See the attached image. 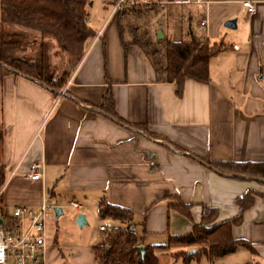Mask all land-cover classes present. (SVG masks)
<instances>
[{"label":"crops","instance_id":"1","mask_svg":"<svg viewBox=\"0 0 264 264\" xmlns=\"http://www.w3.org/2000/svg\"><path fill=\"white\" fill-rule=\"evenodd\" d=\"M115 1L89 0L86 25L93 37L56 96L21 76L0 77V221L12 208H36L48 197L60 210L57 218L65 215L71 225L77 214L91 227L94 219L107 221L110 228L98 225L94 235L51 233L45 218L44 264H98L93 247L104 244L110 229L126 226L97 216L102 201L130 212L136 243L154 247L161 264L193 250L164 245L167 236L198 224L201 207L215 210V222L224 221L237 214L234 200L250 191L252 202L230 236L251 252L237 247L221 258H203L214 264L245 253L251 263L264 264V183L219 174L200 163H264V1L133 5L148 41L192 37L225 46L208 60L207 81L184 79L178 94L174 82L156 79L141 47L124 38L116 11L126 5L110 13ZM245 1L253 4L251 14L241 6ZM231 19L234 28L223 27ZM106 92L120 124L97 110ZM32 163L41 164L40 180L24 177ZM173 198L189 205V218L167 208Z\"/></svg>","mask_w":264,"mask_h":264},{"label":"trees","instance_id":"2","mask_svg":"<svg viewBox=\"0 0 264 264\" xmlns=\"http://www.w3.org/2000/svg\"><path fill=\"white\" fill-rule=\"evenodd\" d=\"M88 2L89 0H0V77L4 74L21 76L39 83L56 96L93 37L86 25L85 8ZM133 7L130 13L135 11L132 10ZM116 13L120 17L123 12L117 10ZM6 27L13 30L7 31ZM29 33L38 37L37 51L31 58L16 57L22 53V45ZM134 41L143 50L156 79L161 82H174L177 94L184 79L205 83L208 60L225 49L220 42L208 44L206 41L198 42L192 37L184 42L155 40L150 44L148 39ZM49 45H54L58 56L65 57L63 64L56 66L48 63ZM155 45H161L162 51L159 52ZM97 110L116 123H121L112 112L108 92L102 96ZM200 163L219 174L226 173L264 183V163H212L206 160H200ZM1 182L0 172V185ZM251 202L252 193L246 191L234 200L237 214L220 222H215L214 209L201 207L198 224H193L185 234L167 236L164 246L192 247L193 254H182L184 264L191 257L202 256L209 261L221 258L237 247L251 252L244 241L232 239L230 236V228L240 223L242 212ZM167 208L189 218V205L182 204L177 198H173ZM97 216L126 224L123 228L110 229L104 236V244L93 247L94 259L98 264H156L154 247L142 246V254L136 250L141 246L136 243L129 229L130 212L100 201L97 204ZM8 224L5 219L2 220L3 227Z\"/></svg>","mask_w":264,"mask_h":264},{"label":"built area","instance_id":"3","mask_svg":"<svg viewBox=\"0 0 264 264\" xmlns=\"http://www.w3.org/2000/svg\"><path fill=\"white\" fill-rule=\"evenodd\" d=\"M197 2V0H194ZM264 1V0H263ZM145 4L146 0H116L111 7L110 13L115 12L120 6H133ZM241 6L247 14L254 10L250 2H242ZM199 26H203L200 21ZM41 164L32 163L24 174L30 180L41 179ZM71 208L78 206L70 202ZM53 206L40 203L36 208L16 206L11 209L10 223L3 227L0 223V264H44L45 252V218L48 212H52ZM100 231L102 227L98 228Z\"/></svg>","mask_w":264,"mask_h":264},{"label":"rangeland","instance_id":"4","mask_svg":"<svg viewBox=\"0 0 264 264\" xmlns=\"http://www.w3.org/2000/svg\"><path fill=\"white\" fill-rule=\"evenodd\" d=\"M131 7L133 6H124L122 9H120L123 13L122 16H120V24H121V28H122V33L125 39L127 40H146L147 41V29H145V25L143 23L142 20H137L135 19L132 15L134 12L130 13L131 11ZM119 10V11H120ZM132 10H136V7L134 6L132 8ZM7 31H12L13 28L11 27H6L5 28ZM150 32V36H152V31ZM30 34V33H29ZM156 37V34H155ZM37 36L34 34H30L27 38V40L25 41V43H23L22 45V53L21 54H17V56H22L25 58H31L32 56H34L35 52L37 51ZM51 43V41H50ZM150 44H153L154 41H149ZM159 52L162 51V46L161 45H155L154 46ZM57 51L54 48V45H49V50H48V63L50 65H56L59 66L60 64H63V61L65 60V57L63 56V58L61 56L57 55ZM66 67L65 65H61V67ZM1 72V70H0ZM47 204L49 206H51L53 204V202L51 201L50 197L47 198L46 200ZM92 214H94V210L93 208L90 209ZM64 214L65 213H70L69 210L64 209ZM72 213V212H71ZM91 213L89 215H91ZM65 216V215H64ZM58 217L56 220L53 219V216L51 214V212H48L46 214V225H48V230L51 231V233L57 230L60 231H69V230H74L75 232H79L80 233H85V232H90L91 234L94 235V233H96V227L98 225H102L105 227L106 230H108L110 227V225H108L107 221H97L96 219H94V225L91 227L90 225L85 223V226L82 227H77L75 225V218L73 220V225H71V223H67V221L64 219L65 217ZM95 216V215H94ZM93 216V217H94ZM95 218V217H94ZM11 219L9 217L5 218V223H10ZM72 228V229H71ZM95 231V232H94ZM172 248H182L183 246H171ZM172 250V249H171ZM176 249H173L172 251H175ZM191 250H187L184 252V254H188ZM243 252V251H242ZM243 255H231L233 257H225L224 259L215 262L214 264H243L245 262L248 261L247 256L245 253H242ZM161 264H184L182 257L178 258V259H167V260H162ZM185 264H207V262L204 260V258L202 256H199L197 258L191 257L190 259H188V261L185 262ZM245 264H253L250 261H248Z\"/></svg>","mask_w":264,"mask_h":264},{"label":"water","instance_id":"5","mask_svg":"<svg viewBox=\"0 0 264 264\" xmlns=\"http://www.w3.org/2000/svg\"><path fill=\"white\" fill-rule=\"evenodd\" d=\"M89 6V2L87 4ZM223 27L225 28H234V20L231 19V20H226L224 23H223ZM156 38L159 39L160 38V35H159V32L156 33ZM52 212H53V215H54V218H57V216L60 214V210L59 208L57 207H53L52 209ZM75 225L77 227H80L81 225H85V221H84V218L81 214H77L75 216ZM1 223V221H0ZM136 250L142 254L143 252V248L142 247H137ZM105 251H107V248H105ZM194 253V250H191L188 254L186 255H190V254H193Z\"/></svg>","mask_w":264,"mask_h":264}]
</instances>
